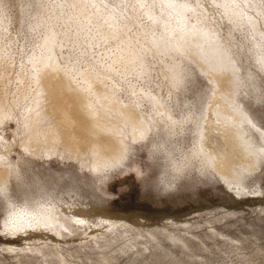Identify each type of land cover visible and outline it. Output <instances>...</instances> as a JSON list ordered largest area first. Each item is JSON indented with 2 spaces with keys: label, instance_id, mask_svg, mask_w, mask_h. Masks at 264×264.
<instances>
[{
  "label": "rangeland",
  "instance_id": "1",
  "mask_svg": "<svg viewBox=\"0 0 264 264\" xmlns=\"http://www.w3.org/2000/svg\"><path fill=\"white\" fill-rule=\"evenodd\" d=\"M205 67L262 149L264 0H0V264H264V158L231 184L206 164ZM75 93L115 160L55 128Z\"/></svg>",
  "mask_w": 264,
  "mask_h": 264
},
{
  "label": "bare ground",
  "instance_id": "2",
  "mask_svg": "<svg viewBox=\"0 0 264 264\" xmlns=\"http://www.w3.org/2000/svg\"><path fill=\"white\" fill-rule=\"evenodd\" d=\"M186 42H182V44H186ZM190 43L192 45L191 48H194V42H190ZM189 47H190V45H189ZM182 49H184V47H182ZM197 49L198 48H195V52ZM190 51H192V49ZM197 52H198V50H197ZM222 60L223 59L220 56L218 59H216L217 63H215V61H214L213 64L221 65V64H223ZM227 67H229V66H227ZM217 68H219V66ZM209 70L206 67L203 68V71L205 72L207 78L216 85L217 91L213 95L214 100L211 102V104L208 107V112H207V115L205 118L206 120L203 124L204 126H203V129L201 130V133H200V135H201L200 140H199L200 143L197 142L198 143L197 146H199L198 148L200 150V153L205 157L206 164L209 166V168L213 172H215L219 176V178H221L224 182H226L227 184H231L232 181L237 177L235 174L236 172H235L234 167L239 166L238 165L239 163L241 165H245V166L247 165V162H246L244 156L246 157V155L247 156L251 155L253 157L252 162L248 163L250 165H247V167H251V168L257 167L259 160L264 158V132H261L259 135L261 142L263 143L262 149L257 148V147L254 148L252 143L250 142V140H246V138H244L243 132H242V129H243L242 126L243 125L252 126V127H254V129L256 131H258L257 127L254 126V124L252 123L251 119L246 114V112L240 106H238V104L235 102V96H233V94H230L229 96H227L225 94L230 99V101H227L225 104L221 100H219L218 96L223 94V92L221 91V84L223 83L222 81H224V80L222 79V77L220 75H216L214 72H209ZM58 83H59L58 86L62 88L61 90L63 92L65 90L66 91L67 90L73 91L70 88L67 80L66 81L58 80ZM88 89H89V87H88ZM93 90H95V89H93ZM69 99L70 98L67 99L66 97L57 98V107L60 108V111H59L60 114H59V117L57 118V123L55 124V128L61 129V130L63 129L64 131L68 130L67 133L65 132L63 138H65V137L69 138L68 140L72 144H78L79 145L80 143H83V142H84V144H86V142L88 140H86V142H85V140L83 139V136L85 134H86V136H89V134H90V136H92L91 141L93 139H96V141L94 140V143L96 144L97 147L100 146L99 149H101V151H100L101 157H105L108 155L107 156V158H108L109 154L110 155L113 154L112 156H114L113 157V159H114L116 155L119 156L120 153L125 149L123 147V145L121 146L117 142L112 143L113 144L112 145L111 140H113V142H114L115 139H111L110 141H108V140L105 141V139L103 138L107 134H111L110 135V137H111L113 135L112 129L110 130V128H108V130L107 129L104 130V129H98V127L97 128L94 127L97 122H98V124H99V122L101 124L102 123L105 124V120H104L103 116L99 115L98 113H96V114L94 113L95 115L94 114L92 115L93 112L91 114H88L90 111H93V110L88 111V113L82 111V108H84V104L82 101L81 93H75L74 97L72 98L73 100H69ZM120 107H122V110H123L122 112H124V114L129 119L134 120V122L137 121L136 117H134V114L131 112L132 110H129L126 107L123 108V106H120ZM57 112L58 111L53 110L54 115ZM99 127L101 128V126H99ZM139 129H141L142 132H139L140 130L137 132L136 130H138V129H135L134 131H136L139 134L133 133V136L143 135V133H145V130H146V125L145 126L142 125L141 128H139ZM69 132H74V134L73 133L70 134ZM85 132H88V135ZM31 134H32V132L30 133V135ZM104 134H106V135H104ZM134 134H137V135H134ZM28 135H29V133H28ZM73 135H76V136H73ZM106 137H108V136H106ZM76 139H79L78 142ZM91 141L89 143H91ZM28 142H29V140H28ZM28 142H26V140H25V143H28ZM98 142H100L99 145H98ZM87 144H86V146H90L89 144L88 145ZM95 144H94V146H95ZM26 146H27V144H26ZM107 147L109 149V152L106 149ZM90 148L92 149V147H90ZM30 149H32V147ZM99 149H97V150H99ZM103 152L109 153V154L106 155ZM102 153L104 154V156ZM97 155H99V152ZM100 159H102V158H100ZM109 159H108V161H111L112 158L109 157ZM123 159H124V157H123ZM104 160H105V158H104ZM3 161H4L3 157L0 155V191H3L6 189L7 184L9 182L8 179H9V174H10V172L8 170L9 167L7 168V166H5V164H3ZM108 163L106 162L105 165ZM100 164L102 165V163H98V165H100ZM94 165H95L94 166V168H95L97 165H96V163ZM44 218H46V217H44ZM35 219H36V217H35Z\"/></svg>",
  "mask_w": 264,
  "mask_h": 264
}]
</instances>
